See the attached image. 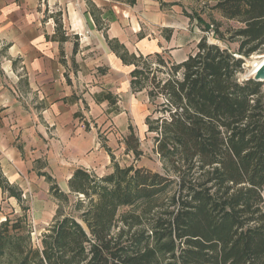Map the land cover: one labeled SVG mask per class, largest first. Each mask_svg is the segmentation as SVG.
<instances>
[{
    "label": "trees",
    "instance_id": "trees-1",
    "mask_svg": "<svg viewBox=\"0 0 264 264\" xmlns=\"http://www.w3.org/2000/svg\"><path fill=\"white\" fill-rule=\"evenodd\" d=\"M208 11L236 26L211 16L209 24L196 16L197 25L237 49L203 37L183 62L171 63L157 53L129 54L108 39L90 7L111 51L132 67V93L146 90L151 104L162 99L158 116L148 115L145 124L157 136L166 173L121 167L111 158L102 177L75 169L68 193L38 173L50 184L56 211L34 245L25 196L0 169L2 195L21 209L0 221V264H264V83L239 80L244 60L264 53V0H214ZM102 99L118 112L111 96ZM124 149L141 155L133 133ZM122 208L129 211L119 215Z\"/></svg>",
    "mask_w": 264,
    "mask_h": 264
},
{
    "label": "crops",
    "instance_id": "crops-1",
    "mask_svg": "<svg viewBox=\"0 0 264 264\" xmlns=\"http://www.w3.org/2000/svg\"><path fill=\"white\" fill-rule=\"evenodd\" d=\"M90 7L108 39L129 54L161 55L175 41L157 0H135L133 6L128 0H0V169L9 184L21 188L24 174L38 163V173L53 166L71 171L67 181L77 168L99 172V152L92 150L101 149L76 115L86 116V105L89 116H111L104 95L118 98L116 118L128 111L132 67L111 51ZM160 29L168 30V41Z\"/></svg>",
    "mask_w": 264,
    "mask_h": 264
},
{
    "label": "rangeland",
    "instance_id": "rangeland-1",
    "mask_svg": "<svg viewBox=\"0 0 264 264\" xmlns=\"http://www.w3.org/2000/svg\"><path fill=\"white\" fill-rule=\"evenodd\" d=\"M157 2L159 8L161 2L164 4H177L160 8L161 12L167 16L166 20L168 21V25L174 26L175 28V41L171 49L165 53H161V57L165 62L175 63L184 58L185 55L188 56L194 51L196 44L203 37H205L209 43L216 44L221 48H228L232 52L237 49L236 43L217 41L213 38L212 31H203V29L197 25L196 16H200L206 24H209L208 18L211 16L215 20L223 23L224 27L236 26L233 23H227L220 18L219 15L208 11V8L213 5L214 0H157ZM184 13L191 16V21ZM158 31H160V36L165 39L167 30L160 29ZM171 54L174 57L171 56ZM252 56L262 57L261 62L263 61L264 63V53ZM252 56L244 60L243 72L239 75L240 81L244 79V76L250 69V67H246V60L250 61ZM151 68L153 70L157 69L154 61H152ZM87 84L88 82L82 85L85 88ZM116 99L115 107L119 111L120 105L118 104V98ZM161 101L162 99L160 98L155 100L152 104L149 103L146 90H142L139 93H132L131 95L128 93V111L125 116L121 118H116V113L113 112L110 114L111 116H107L108 114L105 112L103 115L99 113L98 115L89 116V109L86 105L84 106V113L86 116L80 113L77 118H79L84 131L94 135L96 143L101 149L97 151L92 150L94 153L99 152V155L96 156V161L98 162L100 171L94 173L96 176L102 177L104 174H107L112 168L111 158H113L114 163L119 164L121 167L134 166L159 174L166 173L167 165L160 159L155 151V139L157 136L155 133L148 132L145 124V118L148 115H150L152 119L158 116V113L154 112L158 110L157 108ZM130 133H133L135 137L138 138L139 149L141 151V155L138 159H135L130 153L126 154L124 151V140ZM106 157L109 159V164H106ZM67 163L69 169H71L73 162L70 158L67 160ZM34 167L35 169L32 170L33 173L28 172V174H24L22 178L23 186L20 190L22 191V195L25 196V199L22 198L23 203L29 208L28 217L33 231L31 234L32 242L34 245H38L40 236L45 232V229L49 226L55 215L56 201L49 192L50 184L44 177L38 176L37 169L41 168L42 164L38 163L34 165ZM69 173H71V171L65 172L59 170L56 166H53L52 170L47 172V174L53 178L59 189L65 193H68L67 175ZM262 196L264 202V190ZM128 211V208H122L119 210L118 214L121 215ZM19 214H21V209L15 199H8L1 195L0 219L4 220L7 217L13 218Z\"/></svg>",
    "mask_w": 264,
    "mask_h": 264
},
{
    "label": "water",
    "instance_id": "water-1",
    "mask_svg": "<svg viewBox=\"0 0 264 264\" xmlns=\"http://www.w3.org/2000/svg\"><path fill=\"white\" fill-rule=\"evenodd\" d=\"M255 66L256 65L251 67V69H253ZM249 78L254 79L257 82L264 83V63L261 65V67L253 70L252 73H250V69H249L247 74L244 76L243 80H248ZM263 90H264V85H263Z\"/></svg>",
    "mask_w": 264,
    "mask_h": 264
},
{
    "label": "bare ground",
    "instance_id": "bare-ground-1",
    "mask_svg": "<svg viewBox=\"0 0 264 264\" xmlns=\"http://www.w3.org/2000/svg\"><path fill=\"white\" fill-rule=\"evenodd\" d=\"M261 58L262 57L252 56V59L250 61L246 60V67H250V73H252V71L255 70L256 68L261 67V65L263 64V61L261 62ZM254 65L256 66L253 69H251V67H253Z\"/></svg>",
    "mask_w": 264,
    "mask_h": 264
}]
</instances>
